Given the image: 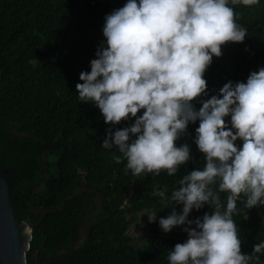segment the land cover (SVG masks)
Instances as JSON below:
<instances>
[{"label":"trees","instance_id":"obj_1","mask_svg":"<svg viewBox=\"0 0 264 264\" xmlns=\"http://www.w3.org/2000/svg\"><path fill=\"white\" fill-rule=\"evenodd\" d=\"M124 2L0 0V172L11 183L17 217L33 227L28 264H168V250L186 239L183 225L167 233L158 226L159 217L173 207L179 212L180 205L166 206L154 190L166 186L170 194L181 175L203 166L192 139L198 122L175 141L190 149L177 173L133 175L124 160L113 159L115 148L101 146L106 129L131 119L106 124L98 108L76 94L78 74L89 70L103 40L104 15ZM231 6L246 37L225 42L212 57L203 74L208 95L264 66V0ZM236 206L240 251L250 254L264 239V205L244 209L238 199ZM144 210L157 219L137 248L129 228ZM205 211H211L207 204L190 210L189 219ZM253 255L260 256L255 264L264 262V252Z\"/></svg>","mask_w":264,"mask_h":264},{"label":"clouds","instance_id":"obj_2","mask_svg":"<svg viewBox=\"0 0 264 264\" xmlns=\"http://www.w3.org/2000/svg\"><path fill=\"white\" fill-rule=\"evenodd\" d=\"M258 3L125 0L104 15L103 40L89 70L78 74L80 102L95 105L106 124L131 119L125 127L106 129L101 146L115 148L119 155L113 159L124 160L133 175L177 173L190 160V149L175 141L198 122L192 139L203 166L181 175L170 194L166 186L154 190L166 206L180 205L179 212L173 207L158 218L160 229L183 225L187 234L168 250V264H255L260 256L253 253L264 252V239L250 254L240 251L233 219L238 199L244 209L264 205V66L244 81H226L212 95L203 75L221 45L246 37L231 5ZM205 204L210 212L189 219L190 210ZM147 216L157 219L156 213Z\"/></svg>","mask_w":264,"mask_h":264},{"label":"water","instance_id":"obj_3","mask_svg":"<svg viewBox=\"0 0 264 264\" xmlns=\"http://www.w3.org/2000/svg\"><path fill=\"white\" fill-rule=\"evenodd\" d=\"M10 181L0 172V264H28L33 227L16 215Z\"/></svg>","mask_w":264,"mask_h":264},{"label":"rangeland","instance_id":"obj_4","mask_svg":"<svg viewBox=\"0 0 264 264\" xmlns=\"http://www.w3.org/2000/svg\"><path fill=\"white\" fill-rule=\"evenodd\" d=\"M148 211L140 212L137 220L130 226L129 234L133 237L132 242L138 248L146 239L149 229V219L147 215H151Z\"/></svg>","mask_w":264,"mask_h":264}]
</instances>
